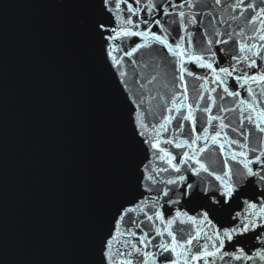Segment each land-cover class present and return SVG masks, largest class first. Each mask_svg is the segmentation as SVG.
<instances>
[{"label":"snow or ice","instance_id":"snow-or-ice-1","mask_svg":"<svg viewBox=\"0 0 264 264\" xmlns=\"http://www.w3.org/2000/svg\"><path fill=\"white\" fill-rule=\"evenodd\" d=\"M95 2L97 13L91 29L105 63L110 58L112 65L119 69L124 56L131 58L140 49L151 48L153 44L160 45L167 49L166 55L170 54L176 58L174 80L178 79L183 82L186 74L207 83L209 77L196 75L185 67V64H195L199 68L207 69L212 73V83L222 88L219 99L223 100L226 94L238 100L235 107L225 108L221 105L218 111L237 112L239 110L240 128L244 126L246 120L256 131L264 133V0H260L258 4L253 3L252 0H236V3L229 5L234 10H239L247 25L251 26L252 35H248L247 39H243L246 35L243 30L236 34L240 37L239 40L231 32L227 33V38H225V34L219 30H215L209 38V33L205 30L199 51L192 50L193 33L188 29L189 24L193 26L198 24L196 14L188 13L186 17L185 11L181 10L185 4L188 8H194L192 0H184L179 5L174 2L170 4L169 0H160L159 3L157 0H132V2L130 0H95ZM220 2L221 0H215L217 5ZM161 13L162 18L171 17V19L162 23L161 19L155 18ZM134 17L137 19L134 20ZM165 23L178 25L177 37L173 38L174 43L169 42V32ZM141 25L148 27L142 30ZM154 26L159 28L161 34L152 31ZM180 31L186 35H179ZM133 37H139L143 42L124 51L127 41ZM230 42L233 43L230 60L236 63L217 68L215 66L217 52L213 51V45H227ZM249 70H255V72ZM120 75L124 76L125 72L121 71ZM229 79L235 81L234 87L238 86L239 89L244 90L250 99L242 98L240 91L230 90ZM253 85H256V88ZM179 87L185 88L183 101L178 103L179 97L173 93L172 99L164 103L168 113L179 115L180 122L177 128L181 131H183V121L191 122L187 139L177 140L175 143L173 139L160 140L159 132L167 130V126L175 119V115L163 116V123H160L159 128L153 124L151 127L157 135L151 139L144 131H139V135L144 138L142 141L137 139V131L148 128V125L143 122L139 114L133 113L129 120L133 145L138 149V146L147 143L154 153L153 160H160L168 166L160 168L146 166L143 180L148 183L143 184L144 190L152 192V186L158 183L175 186V188L158 189L156 195L142 199L132 206H127L123 200L118 202L110 212L106 222L107 227L105 225L98 237L96 264H201V262L202 264H214V261H223L226 257L229 260L239 261L241 264L254 260L264 262V251H256L254 256L251 254V248L257 242L264 248V137L258 138L261 141L259 148H250L247 143L230 138L225 131L230 127V123H225L221 115H212L211 106L216 104V98L209 95L208 100L211 104L205 102L201 107V102L205 98L202 92H197L193 96V103H187V88L184 83H181ZM200 87L204 88V84ZM205 91L215 92L216 88L205 89ZM163 99L161 97V100ZM168 104L172 107H167ZM136 107L138 108L139 105L137 104ZM182 110L185 114H181ZM196 112L205 115L200 118L201 134L193 136L196 132ZM214 121L218 122L215 128H213ZM209 129L213 131L210 132ZM231 131L238 132L239 128L233 127ZM240 134L245 141L248 140L247 133L241 132ZM221 140L224 142L222 143ZM161 143L174 144L176 148L187 149V151L177 153L181 157L180 164L174 163L176 155L160 147ZM225 144L229 148L223 161L227 170L218 174L214 168L210 170L199 157L209 149L214 152L216 149L212 147L213 145L223 152ZM232 145L244 151H231ZM251 154L254 155L250 158ZM229 157L240 166L235 172L228 166ZM184 165L187 167L182 172ZM193 165H198V167ZM253 165L256 167L254 168ZM170 170L179 175L157 179L159 173ZM189 171L196 176H200L202 172L206 173L218 182L214 188V194L209 197L212 204L219 205L218 208L211 207L198 195H193L188 204H198L200 208H211L219 227L208 219V212L190 216L186 211L177 210L173 219L165 220L160 200L169 196L170 191L174 192L175 198H169L166 201L169 204H179V197L190 195L193 185L187 183L186 173ZM245 181H247L246 186H244ZM181 188H184L183 192L179 191ZM201 190L207 192L208 188ZM216 194L223 199L217 198ZM145 209L151 210V214ZM170 213L171 210H169ZM141 214L144 219H140ZM157 222L165 227L156 226ZM177 223L191 225L194 228L173 230V225ZM205 227L212 228L210 235L204 231ZM178 233H182L179 239ZM165 236L170 239H164ZM156 237L161 239L153 245ZM194 240L197 243L193 246ZM202 240L211 243H201ZM149 245L157 251H150ZM226 246L227 250H225Z\"/></svg>","mask_w":264,"mask_h":264},{"label":"water","instance_id":"water-1","mask_svg":"<svg viewBox=\"0 0 264 264\" xmlns=\"http://www.w3.org/2000/svg\"><path fill=\"white\" fill-rule=\"evenodd\" d=\"M159 3L160 0H157ZM174 2L175 4L179 5L180 3H183L184 0H169V3L171 4ZM253 3H259L260 0H252ZM192 3H194V8H188L185 4V7L181 10L185 11L186 17L188 13H195L196 19L198 21V24L196 26H193L191 24L188 25V29L190 32L193 33V39H192V50L193 51H199V45L200 41L203 38L202 34L206 30L209 33V38L212 36L213 32L215 30H219L221 33L225 34V38H227V33H232L234 37H236L237 40L240 39V37H237V33H239L241 30H243L246 35L243 39H247L248 35H252L251 32V26L247 25V22L243 19L241 16L239 10H234L232 7H229V5H233L236 3V0H221L220 4L217 5L215 3V0H192ZM170 10L171 7H170ZM247 15V14H245ZM156 19H161V22L164 23L166 20L171 19V17H163L162 13L156 15ZM165 27L168 29L169 32V42L174 43L173 38L177 37V24H167L165 23ZM153 32H156L157 34H161L159 32V28L154 26L152 28ZM179 35H186L183 31L179 32ZM206 39V38H204ZM259 43V41H256ZM187 47V44L185 45ZM233 47V43L230 42L227 45H213V51L217 52V60L215 62V66L217 68L219 67H226L229 65V63L235 64L236 61H231L230 57L232 55L231 49ZM167 49L162 48L160 45L153 44L150 48V60H149V76H148V95H147V114H146V124L148 125V128H146V135L149 139H151L153 136L157 135V133L153 130L151 127L153 124L156 125L157 128H159L160 123H163V116L167 115H175V113H168L166 111V105L164 101H170L172 99L173 93H176L179 97L178 103L180 101H183L184 94H185V88L179 87L181 83H184L185 87L187 88V103H193V96L197 94V92H202L204 95V101L201 102V107L204 106V103L207 102L211 104V101L208 100V96L211 95L216 98V104L212 105V115H221L224 118L225 123H230V127L225 129L227 132V135L230 138H236L241 141V143H247L250 148H259L261 146V141L258 139L260 137H264V133H260L256 131L254 128H252L251 125L247 123L245 120L244 126L242 128L239 127L240 121L238 119L239 110L237 112H219L218 109L222 105L225 108L235 107V105L238 103V100H234L232 97H228L226 94H224V99L220 100L219 97L222 94V88L218 87L216 84L212 83L211 76L212 73L209 72L207 69L199 68L195 64L186 63L185 67H187L189 70L193 71L196 75L200 76H207L209 77L207 83H205L203 80H197L195 77H190L185 74L184 81L181 82L178 79L174 80V69L176 68V65L174 63L175 59L170 54H167ZM241 67H244L243 65H240ZM250 72H255V70H249ZM178 75V73H177ZM155 77V79H152ZM151 81V83H149ZM201 84H204V88H201ZM235 81L229 79V87L230 90H236L241 92V97L244 99H250L247 95V93L244 90H241L238 88V86H235ZM254 88H256V85H253ZM210 88H216L215 92H207L205 89ZM161 97L164 99L161 100ZM167 107H172L171 104H168ZM181 114H185L182 110ZM205 115L200 112H196V132L193 133L194 135L201 134V116ZM244 115H247V113H244ZM180 122L179 115H175V119L171 121V123L167 126L166 131H160L159 132V138L161 141L165 139H173L174 143L177 140H183L188 138L189 129L191 127L190 121H183V131H181L179 128H177V124ZM218 122H213V128H215L216 124ZM237 127L239 128L238 132H232L231 128ZM210 132L213 131V129H209ZM241 132L248 134V140L245 141L244 137L240 134ZM223 143L224 141L221 140ZM202 143V142H198ZM160 147H163L170 151L173 155H176V161L174 163L180 164L181 157L177 155V153H181L183 151H187V149L184 148H176L173 145H168L161 143ZM213 148L216 150L213 152L212 149H209L208 151L204 152L202 156L199 157L201 161H203L206 166L209 167L210 170H214L219 174L222 171H226L227 169L224 167L223 161L225 159L226 154L229 152L228 145L225 144V149L223 152H221L217 146L213 145ZM231 151L239 152L244 151V149L237 148L236 145L231 146ZM153 151L149 149V146L147 143H145V159H144V168L147 167H168L166 164H164L160 160H153ZM211 154V155H210ZM162 155V154H161ZM254 154L250 155L251 156ZM194 167H198V165H193ZM228 166L232 168L233 172L240 167L237 165L230 157L228 158ZM187 166H182V172L184 168ZM255 168L256 165H253ZM145 175V173H144ZM179 175V173H174L171 170L168 172H161L159 173V176L157 179H166L170 176H176ZM187 175V183H191L193 185V188L191 190V194L187 197L181 196L179 197L180 203L179 204H169L166 203V201L169 200V198H175L174 192L170 191L169 196L163 197V199L160 200V204L162 205L161 211L165 215V220H171L175 217L177 210L181 212H188V214L196 215L197 213L202 212H208V219L212 220V223L216 225V227H219V224H217L216 219L214 218V213L211 211V208L205 207L200 208L198 207V204H192L189 205L188 201L192 200L193 195H198L199 198H201L203 201L207 202L211 207L218 208L219 205L212 204L211 200H209V197L214 194V188L218 184V182L215 180L214 177L208 176L206 173H201L200 176H196L192 174L190 171L186 173ZM233 179L235 180V176H233ZM144 183H148L147 181H144ZM247 185V181H245V185ZM170 188L174 189L175 186L170 185H164V184H156L152 186L153 190L152 192H146L143 187V199H147L149 196L156 195V192L158 189L161 188ZM208 188L207 192L202 191L203 188ZM180 192L184 191V188L179 189ZM163 194L161 193V196ZM217 198L223 199V197H219L218 194ZM235 197H233L234 199ZM149 203H151L149 201ZM195 209V211H193ZM169 210H171V213L169 214ZM145 211H149V214H151V210L145 209ZM242 211V210H241ZM144 219V217H143ZM158 227L164 228L165 225H160L159 222H157ZM178 228H188L193 229L194 226L191 225H180L179 223L173 225V230H176ZM147 230V229H145ZM204 231H207V233L210 235L212 233L211 227H205ZM152 235V234H150ZM178 239L179 236L182 235V233H178ZM161 238L156 237L153 240V245L156 244ZM164 239H170L167 236L164 237ZM211 243L210 241H201V243ZM197 242L193 241V246ZM251 247V246H250ZM150 251H157L152 245H149ZM227 250V246L226 249ZM247 250V249H246ZM256 251H264V248H262L259 243L257 242L254 247L251 248V254L254 256ZM202 264V262H201ZM214 264H241L239 261H233L229 260V258H225L223 261L216 260L214 261ZM243 264H264L262 261H245Z\"/></svg>","mask_w":264,"mask_h":264}]
</instances>
